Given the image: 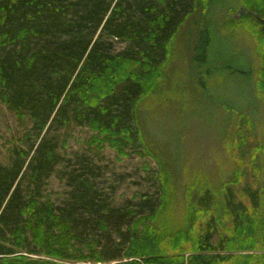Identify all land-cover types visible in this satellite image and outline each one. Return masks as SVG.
<instances>
[{
  "label": "trees",
  "instance_id": "16d2710c",
  "mask_svg": "<svg viewBox=\"0 0 264 264\" xmlns=\"http://www.w3.org/2000/svg\"><path fill=\"white\" fill-rule=\"evenodd\" d=\"M211 1L0 0V101L30 122L32 138L10 164L0 160V264H264V171L242 187L246 201L226 183L188 185L177 219L175 170L163 161L158 195L123 209L78 177L82 165L68 177L62 205L43 198L59 161L53 128L87 125L101 136L95 142L119 152L135 142L146 149L138 103L156 93L170 42L195 12L204 34ZM237 1L246 12L226 23L250 35L251 77L264 97V0ZM104 36L133 47L114 54ZM232 108L237 145L253 136L255 123Z\"/></svg>",
  "mask_w": 264,
  "mask_h": 264
},
{
  "label": "rangeland",
  "instance_id": "374dc122",
  "mask_svg": "<svg viewBox=\"0 0 264 264\" xmlns=\"http://www.w3.org/2000/svg\"><path fill=\"white\" fill-rule=\"evenodd\" d=\"M241 8L237 0H212L203 31L206 35L200 34L198 12L179 27L160 69L156 93L137 106V123L146 149L135 142L119 152L107 141L95 142L101 136L87 125L53 128L50 135L57 144L59 161L45 180L43 198L62 205L72 189L68 177H77L82 165L85 170L78 177H86L109 206L123 209L135 205L143 194L158 195L154 179L163 161L175 170L173 202L175 212H179L175 219L185 212L188 185L198 187L195 184L206 182L215 188L226 183L246 201L242 187L254 184L264 171V97L251 77L254 59L250 35L233 33L226 23L229 16L239 19L241 14L235 15ZM103 42L114 54L133 47L127 40L109 36H104ZM227 106L248 111L255 123L253 136L237 145L236 117ZM30 128L29 121L18 119L0 101L3 164H10L16 151L28 148Z\"/></svg>",
  "mask_w": 264,
  "mask_h": 264
},
{
  "label": "water",
  "instance_id": "95a60500",
  "mask_svg": "<svg viewBox=\"0 0 264 264\" xmlns=\"http://www.w3.org/2000/svg\"><path fill=\"white\" fill-rule=\"evenodd\" d=\"M245 10L243 8L239 9V11L237 12V15H235V17L239 16L240 14L244 13Z\"/></svg>",
  "mask_w": 264,
  "mask_h": 264
}]
</instances>
